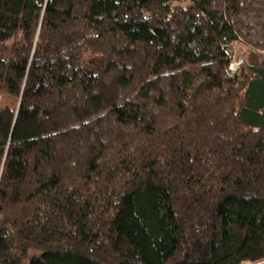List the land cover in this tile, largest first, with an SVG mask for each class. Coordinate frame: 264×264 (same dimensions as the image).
<instances>
[{"label":"trees","instance_id":"obj_1","mask_svg":"<svg viewBox=\"0 0 264 264\" xmlns=\"http://www.w3.org/2000/svg\"><path fill=\"white\" fill-rule=\"evenodd\" d=\"M264 0H0V264L264 259Z\"/></svg>","mask_w":264,"mask_h":264},{"label":"rangeland","instance_id":"obj_2","mask_svg":"<svg viewBox=\"0 0 264 264\" xmlns=\"http://www.w3.org/2000/svg\"><path fill=\"white\" fill-rule=\"evenodd\" d=\"M231 52L233 53V61H237L238 59H242V63H253L256 65L264 66V50H257L249 45L243 43H233L231 46ZM240 65V64H239ZM237 66L233 65L235 69ZM11 99L5 95L0 93V107L7 104ZM241 264H264V259L259 261H245Z\"/></svg>","mask_w":264,"mask_h":264},{"label":"built area","instance_id":"obj_3","mask_svg":"<svg viewBox=\"0 0 264 264\" xmlns=\"http://www.w3.org/2000/svg\"><path fill=\"white\" fill-rule=\"evenodd\" d=\"M233 60V59H232ZM242 59H238L237 61H233V62H231V64H230V68L231 69H234L233 68V65H236V66H238L239 64H241L242 62Z\"/></svg>","mask_w":264,"mask_h":264}]
</instances>
